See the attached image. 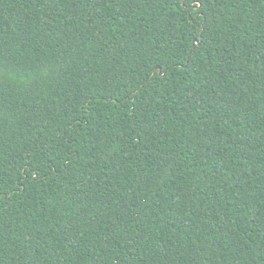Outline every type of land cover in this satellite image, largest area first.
I'll return each mask as SVG.
<instances>
[{"label": "trees", "instance_id": "1", "mask_svg": "<svg viewBox=\"0 0 264 264\" xmlns=\"http://www.w3.org/2000/svg\"><path fill=\"white\" fill-rule=\"evenodd\" d=\"M0 264H264V0H0Z\"/></svg>", "mask_w": 264, "mask_h": 264}, {"label": "water", "instance_id": "2", "mask_svg": "<svg viewBox=\"0 0 264 264\" xmlns=\"http://www.w3.org/2000/svg\"><path fill=\"white\" fill-rule=\"evenodd\" d=\"M194 43H195V45H196V43H199V42H198V40H194ZM156 71H159V72H161V69H160V67L156 68Z\"/></svg>", "mask_w": 264, "mask_h": 264}]
</instances>
